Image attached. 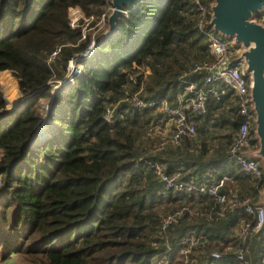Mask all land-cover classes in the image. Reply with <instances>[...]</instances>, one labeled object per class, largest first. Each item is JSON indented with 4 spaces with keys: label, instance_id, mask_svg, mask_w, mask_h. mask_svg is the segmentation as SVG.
Instances as JSON below:
<instances>
[{
    "label": "trees",
    "instance_id": "16d2710c",
    "mask_svg": "<svg viewBox=\"0 0 264 264\" xmlns=\"http://www.w3.org/2000/svg\"><path fill=\"white\" fill-rule=\"evenodd\" d=\"M105 5L0 0V71H11L24 97L22 108L8 111L0 90V264H183L179 239L189 233L203 235L207 246L188 264L212 250L221 257L210 264H240L230 228L251 219L243 204L210 220L185 215L160 236L165 213L184 204L205 210L212 200L198 191L165 190L148 163L157 160L167 173L179 170L196 184L225 177V190L237 189L241 200L256 203L264 169L258 179L229 158L241 121L229 95L207 99L205 114L193 117L194 140L158 152L148 150L146 133L151 122H164L158 104L135 107L132 101L138 93L146 103L175 105L184 89L180 76L194 61L211 58L193 0H138L126 7L111 35L95 36L92 54L79 61L82 74L52 89L65 79L68 57L90 39L77 43L81 27H70L69 8L98 19ZM58 45L61 53L47 64ZM6 73L0 72V83H13ZM186 79L200 85L202 74ZM42 99L50 105L49 128L41 132ZM36 130L40 135L32 138ZM168 153L174 157L166 159ZM259 233L264 239V226ZM260 242L251 244L254 258Z\"/></svg>",
    "mask_w": 264,
    "mask_h": 264
},
{
    "label": "built area",
    "instance_id": "2783aa9c",
    "mask_svg": "<svg viewBox=\"0 0 264 264\" xmlns=\"http://www.w3.org/2000/svg\"><path fill=\"white\" fill-rule=\"evenodd\" d=\"M198 12L196 27L207 42L211 55L210 59L194 61L188 72L180 76L184 83L182 94L177 96L175 105H171L167 100L156 102H143L138 97V93L132 95L135 107H154L158 104V110L162 113L160 122L164 117L162 125L152 122L147 129V134H155L158 139L152 152H158L170 145H178L182 140H192L196 136V126L193 121L195 115H203L206 112V101L209 97L220 99L222 96L229 95L231 102L236 108L237 114L241 117L238 128L235 131L232 143L229 147V158L239 164L242 169L255 178H261L260 163L257 159L245 156L244 153L250 149L255 150L257 145L253 143V125L255 115L251 110L249 97L250 80L247 75L246 63L243 58H239L240 50L232 46L231 41L214 31L209 25L211 17V5L214 0H193ZM110 0H106L105 11L98 19L91 16H84L79 8H69L70 27H81V37L77 41L86 39L88 34L90 39L85 49L80 52L72 53L67 59L65 79L58 81L60 85L64 81H72L75 77L82 74L79 61L88 58L95 47V36L107 28V16L112 10ZM127 14V10H123ZM264 27V8L253 19ZM62 45L56 46L47 56V64L55 62L62 51ZM236 50V51H235ZM237 53V54H236ZM202 74V83L198 85L194 81H189L186 76L189 74ZM136 81L135 77H131ZM52 83V80L49 81ZM113 107L106 109L105 120L110 121L113 117ZM168 125L166 129H160ZM159 126V127H158ZM150 167L155 175L162 182L165 190L177 192L198 191L208 195L212 203L205 210L196 209L189 205H181L167 213L160 220L159 234L165 237L168 228L177 223L185 215L200 216L206 219L223 217L233 212L239 203H242L246 214L251 216L248 221L242 220L237 231L238 246L236 257L240 264H252L246 256V243L254 238L264 226V206L253 203L252 197L240 199L239 191L225 190V177L210 184H196L192 180H185L182 172L175 170L167 173L163 164L157 160L149 161ZM180 255L183 264L190 262L191 255L206 248L207 243L203 235L189 233L179 239ZM221 254L212 250L207 259H202L196 264H210L212 259H219ZM258 264H264V250L261 252Z\"/></svg>",
    "mask_w": 264,
    "mask_h": 264
},
{
    "label": "water",
    "instance_id": "95a60500",
    "mask_svg": "<svg viewBox=\"0 0 264 264\" xmlns=\"http://www.w3.org/2000/svg\"><path fill=\"white\" fill-rule=\"evenodd\" d=\"M137 1L110 0L113 8L107 16V28L99 37L111 35L119 15ZM263 8L264 0H214L209 25L221 36L231 38L232 46L240 47L237 57L245 60L251 110L255 115L254 140L257 141V148L249 152L248 157L260 159V167L264 169V27L253 20Z\"/></svg>",
    "mask_w": 264,
    "mask_h": 264
},
{
    "label": "rangeland",
    "instance_id": "374dc122",
    "mask_svg": "<svg viewBox=\"0 0 264 264\" xmlns=\"http://www.w3.org/2000/svg\"><path fill=\"white\" fill-rule=\"evenodd\" d=\"M81 11V10H80ZM70 15V13H69ZM229 40L231 41V38H229ZM232 42V41H231ZM240 48V47H239ZM237 50H240V49H237ZM236 51V50H235ZM238 53V52H237ZM236 53V54H237ZM7 72L6 73V76L10 77L11 80H13V83H11L10 81H2L0 83V90L3 92V96L6 100V109L8 111H12L14 109H20L22 108L23 106V103H24V97L22 95H20L19 91H18V88H17V81L16 79L13 77V75L11 74V71L9 70H3V71H0V72ZM52 84V83H51ZM55 85L56 84H53L52 85V89L54 90L55 88ZM12 101H11V100ZM49 105H50V101H46V100H41V112L42 114L45 116L44 119H43V122L40 126H42L43 128H41L40 131H44L46 130L48 127L49 128V125H48V121L46 119V115H47V112H48V108H49ZM39 126V127H40ZM159 127V126H158ZM160 129H166L168 128V125H164L162 127H159ZM255 128V125H253V129ZM148 137H150V140H151V145L149 146L148 150H153V148L155 147L156 143H157V139L158 137L155 135V134H151V135H148ZM196 138V136L192 139L194 140ZM35 143V142H34ZM171 147L173 146H176V145H170ZM168 146V147H170ZM254 151L253 149H250L249 151H246L244 153L245 156H249V152H252ZM259 162H260V159H257ZM262 162V161H261ZM254 200V199H253ZM262 203L264 205V187L262 189V191L260 192L259 196L257 197V200H256V203ZM241 222H242V219L238 220L237 224L233 227L230 228L231 232L234 234V236H236L237 234V231L241 225ZM255 240H262L263 242V238H262V234L259 233L257 236H255L253 239L250 240L249 244H248V253H249V259L251 261L252 264H258V261H259V257H260V254L261 252L264 250V245H262V243L260 242V247L256 249V256L254 258V256H252L250 254V249H251V244L253 241ZM209 245L208 247H214V242L212 241H208ZM259 243V242H258ZM264 244V243H263ZM257 258V259H256ZM254 260V261H253Z\"/></svg>",
    "mask_w": 264,
    "mask_h": 264
},
{
    "label": "crops",
    "instance_id": "0c3cea01",
    "mask_svg": "<svg viewBox=\"0 0 264 264\" xmlns=\"http://www.w3.org/2000/svg\"><path fill=\"white\" fill-rule=\"evenodd\" d=\"M239 49H240V48H239ZM165 157H166V159H171V158H173L174 156H173L172 154H169V153H168V154L165 155ZM259 163H260V165L262 164L261 161H260Z\"/></svg>",
    "mask_w": 264,
    "mask_h": 264
},
{
    "label": "bare ground",
    "instance_id": "6f19581e",
    "mask_svg": "<svg viewBox=\"0 0 264 264\" xmlns=\"http://www.w3.org/2000/svg\"><path fill=\"white\" fill-rule=\"evenodd\" d=\"M39 128H40V127H39ZM39 128H38V129H39ZM42 128H43V127H42ZM38 129H37V130H38ZM39 131H40V130H39ZM39 131H38L37 133H39ZM41 132H42V131H41ZM37 133H36V135H37ZM34 135H35V133H34ZM34 135H33V136H34ZM38 135H40V133H39ZM33 136H32V138H33ZM35 137H36V136H35ZM32 138H31V140H32Z\"/></svg>",
    "mask_w": 264,
    "mask_h": 264
}]
</instances>
